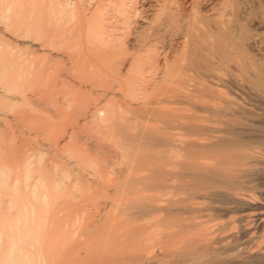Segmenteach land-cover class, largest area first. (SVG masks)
I'll return each mask as SVG.
<instances>
[{"label": "bare ground", "instance_id": "6f19581e", "mask_svg": "<svg viewBox=\"0 0 264 264\" xmlns=\"http://www.w3.org/2000/svg\"><path fill=\"white\" fill-rule=\"evenodd\" d=\"M254 191L264 0H0V264L263 262Z\"/></svg>", "mask_w": 264, "mask_h": 264}, {"label": "rangeland", "instance_id": "374dc122", "mask_svg": "<svg viewBox=\"0 0 264 264\" xmlns=\"http://www.w3.org/2000/svg\"><path fill=\"white\" fill-rule=\"evenodd\" d=\"M252 193V192H251ZM251 193H250V195H251ZM254 194H256L255 196H254ZM253 197V198H252ZM252 198V199H251ZM248 199H251L250 201L254 204V207L255 208H262L263 210H262V213H263V211H264V196H261V195H259V194H257V192H255L254 191V193L252 194V196H249V198ZM260 203V204H259ZM263 205V206H262ZM252 212H254V211H252ZM252 215V214H251ZM250 215V219H247L248 221H246L245 223H244V225L243 226H241V225H239V222L237 221V217H233L232 219V221H231V223L233 222V224L235 225H231L232 226V231L234 230V232H232L234 235L232 236V240H234V241H237V240H242L243 239V237L245 236V234L246 233H248L249 234V232H250V234L249 235H251V236H254V237H258L257 238V240H258V242H257V245H259V247L261 248V250L264 248V217L262 216L261 217V219L260 218H258L257 216H256V214H255V212L253 213V216H251ZM256 217H255V216ZM263 215H264V213H263ZM246 224V225H245ZM245 226H246V229H244L245 228ZM236 228V229H235ZM243 228V229H242ZM246 230V231H245ZM247 231H249V232H247ZM244 235V236H243ZM233 242V241H232ZM263 252H264V249L262 250ZM161 258H162V256H161ZM161 258H159V259H161ZM229 258V257H228ZM158 259V262H157V264H198V262H196L197 260H196V258H194V260H192V258H190V259H188V261L186 260V261H182L181 260V262H179V260H177V261H175V260H173V261H168L167 262V260H165V258L163 257L162 259H164V260H159ZM226 259H227V257H225V258H223L222 260H224L223 261V263L225 264V261H226ZM231 259L234 261V262H232L231 261ZM240 259V258H239ZM196 260V261H195ZM229 260V259H228ZM227 260V262L229 263V264H244L241 260L242 259H240V260H236V259H234V258H230V260L228 261ZM219 261H221V260H218V262H217V260L215 261L216 262V264H223V263H220ZM215 262H211V264L212 263H215ZM222 262V261H221ZM226 262V264H228ZM208 264V263H207ZM210 264V263H209ZM246 264V263H245ZM247 264H264V260H263V262L261 261H258V262H253V263H247Z\"/></svg>", "mask_w": 264, "mask_h": 264}]
</instances>
